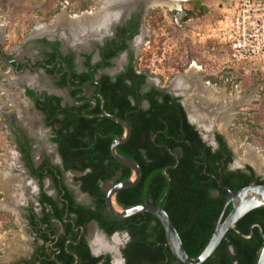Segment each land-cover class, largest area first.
<instances>
[{
  "label": "trees",
  "instance_id": "trees-1",
  "mask_svg": "<svg viewBox=\"0 0 264 264\" xmlns=\"http://www.w3.org/2000/svg\"><path fill=\"white\" fill-rule=\"evenodd\" d=\"M85 8L86 4L83 3L78 11ZM202 14L203 9L197 7L196 15ZM189 16L190 13H186L184 20ZM167 18L173 20V13L165 8L157 7L146 12V24L156 33L155 42L135 61L137 70L132 66L128 67L116 75L114 80L102 76L99 80L100 95L104 100V110L124 119L131 127L130 138L117 147V153L135 161L141 170V179L135 187L118 192V203L123 207L138 204L157 205L167 189V179L162 170L168 166L173 167L166 170L170 186L161 206L178 232L184 250L190 257L195 258L207 244L225 199V192L205 174L214 175L232 192L250 183L264 184V181L255 177L249 167L248 174L240 171L226 172L225 164L231 159H224V165H221V159H218L225 151L220 136H217L220 150L212 153L210 147L205 146L197 131L188 123L176 98L161 93L154 87L142 89L146 73L159 70L160 77L166 79L172 74V69L181 66V59H184V49L176 50L174 55L166 51L169 40L161 29L164 28ZM41 42L54 45L55 48L59 46L58 41L50 43L42 39ZM115 42L114 39L108 41L106 46L109 47ZM117 49H108L105 58L115 56ZM56 53L57 51L51 53V57ZM26 95L33 101L34 107L44 115L45 124L52 129L53 137L50 140L57 145L64 169L85 172L74 180L79 182L80 189L90 196V205L77 204L68 191L64 195L68 202V214L75 216V225L85 227L89 222H95L107 236L115 232L126 233L129 240L120 249L125 264H180L165 245L163 229L154 215L140 213L120 219L109 215L105 209L106 190L100 184L110 182L114 185L130 176V170L118 164L109 151L112 140L122 135V128L106 118L84 117L74 107L62 108L58 97L45 93L37 96L29 89L26 90ZM143 101L147 102L146 108L141 107ZM84 115L92 114L86 112ZM19 148L24 158L30 159L27 145L19 144ZM178 152L180 155L176 162L172 154ZM197 156L205 159H192ZM36 177L39 178L41 187L42 176L36 173ZM211 190L216 191L215 196L211 194ZM40 202L49 207V212L43 211L42 218L38 220L31 212L28 219L36 234L48 241V237L35 226L45 225L47 230L54 234L56 230L52 220H60L64 208H59L57 201L43 192ZM194 220L207 223L202 226L188 225ZM253 224H259L264 233V207L248 212L236 223V228L247 236L249 227ZM8 227H12L11 223L5 226ZM63 229L64 234L55 245L61 250L65 236L72 234L71 225H63ZM72 235L74 239V234ZM262 245L263 240L257 227L252 228V236L249 239H243L235 232L228 231L213 255L202 264H256ZM68 250L77 254L78 264H109V256L93 257L90 254L84 238L78 247L69 245ZM36 253L43 256L44 248H38ZM57 259L63 264H71L74 261L63 251ZM41 264L51 263L43 260Z\"/></svg>",
  "mask_w": 264,
  "mask_h": 264
},
{
  "label": "flooded vegetation",
  "instance_id": "flooded-vegetation-1",
  "mask_svg": "<svg viewBox=\"0 0 264 264\" xmlns=\"http://www.w3.org/2000/svg\"><path fill=\"white\" fill-rule=\"evenodd\" d=\"M162 7L168 8L166 6ZM146 12L143 13L140 6L134 7L125 19L110 28L109 37L104 38L100 43L92 38V34H89V39L86 44L84 43L81 44V46L72 47L71 44L65 43L64 39L54 36L51 37L50 34H45L43 32L41 33L42 35H38L39 37L37 36L36 38L30 39V43L28 42L26 46L27 48H24V50L21 49L19 55H7L3 52L1 45L2 40H0V61L8 67H11L13 73L20 77L23 90L22 95L29 102L33 111L40 115L41 127L47 131L46 140L48 149L51 150V154L56 158L51 159L46 153L47 148L44 147L45 145H42V147H35L39 159H34L31 137L26 131L27 129H13L15 144L20 154L21 159L19 160L23 168V173L26 175L27 181H32L34 184L33 191H30V199L25 202V205L21 203L20 207H16V210L20 212V217L25 223L31 239V248L29 252L25 257H20L16 264H41L43 260L51 264H63L57 259L62 251L65 255L74 259L73 263H71L74 264V255L77 256V254L74 253V251H69L68 246L78 247L82 238H84L88 250L93 257L107 255L109 256V264H113V260L116 259L109 248L95 249L92 244V238L94 235H98L101 240L107 244V241L114 235H123L124 232H115L111 236H107L98 228L95 222H89L85 227L80 225L76 226L74 222L75 216L68 214V202L64 199V195L67 191L79 205L89 206L92 201L90 196L80 189L79 182L74 180L85 172L80 173L74 170L64 169L63 160L57 152V145L50 140L53 137L52 129L45 124L44 115L34 107L33 101L26 95V90L29 89L34 91L37 96L45 93L48 96L58 97L60 98L59 105L62 108L74 107L80 111L82 116H84L86 112L92 114L89 116L99 115L102 101L96 97V94L100 95V78L102 76H108L111 80H114L116 75L124 72L131 66L137 70L135 61L137 60L138 54L143 50L141 45L144 44L146 46V43L148 45L150 44V38L148 37L147 40L143 36V34H145L143 27L146 25ZM148 31H150V29ZM42 39L50 43L58 41L59 46L55 48L54 45L42 43ZM113 39L116 40V42L107 47L106 43ZM73 41L75 42V40ZM28 45L31 46L28 47ZM108 49L112 51L117 49L116 55L111 58H105V53ZM137 50L139 51L136 54ZM56 51V55L51 57L50 54ZM209 51H213V49L208 50V52ZM192 64L193 65H191V63H185L181 64V66H177L176 69H172V74L169 78L167 77L168 80L164 86H161V80L158 82L160 85H156V82L150 81L148 72L146 73L147 76L142 89L146 90L148 87H154L159 92L176 98L185 112L188 123L194 127V130L197 131L202 142L206 147H210L212 153L220 150V142L217 139V136H220L225 151L218 159H221V165H224V159H231L229 163L227 162L225 164L224 169L226 172L240 171L248 174L247 167H249L255 177L264 181V178L257 176L255 169L249 163L235 161L236 157L224 135L225 130L229 128V123L236 120V118H231L226 126L227 116L229 114H231V116L242 115V112L239 111L243 106V104H241V98L245 93L241 76L242 69H237L226 64V59H200L196 62L192 61ZM257 94L259 93L256 91L254 95L256 96ZM229 95H233L234 98ZM226 97L228 99L227 103ZM93 101H95V104ZM141 107L146 108L147 102L143 101ZM190 113L191 115H189ZM24 143L29 148L30 159H25L24 154L19 148V144ZM174 155L178 159L180 152ZM192 159L205 158L197 156ZM218 172H221V167L218 169ZM36 173L42 176L41 187ZM205 175L208 179L217 183L214 175ZM68 179L76 184V189H71L69 187L67 183ZM105 184H109L110 187L112 186L110 182L101 183L100 186L104 188ZM225 187L228 188L227 186ZM42 192L47 197L56 200L59 208H64L61 219L52 220V224L56 230L54 234H51L45 225L39 224L35 226V228L40 229L42 234L48 237V241H44L41 236L36 234L34 229L31 228L28 219L31 212L36 216L37 220L42 218L43 211L49 212V207L42 205L40 202ZM210 192L213 196L216 195V191L211 190ZM11 205L12 204L6 203L2 208L6 211ZM90 208L93 209V206ZM229 209L230 206L227 207L226 213ZM206 223V221L199 222L194 220L188 225L202 226ZM63 225H71V233L74 234V239L72 238V234H67L61 250L60 247L55 245L59 237L64 234ZM91 225L96 231V234L92 237H90L88 233L89 226ZM128 240L129 237L122 244L121 248L124 247ZM70 241H72V243ZM110 245H114L116 248V243H111ZM40 247L44 248L43 256L36 253L37 249ZM76 264H78V261Z\"/></svg>",
  "mask_w": 264,
  "mask_h": 264
},
{
  "label": "rangeland",
  "instance_id": "rangeland-1",
  "mask_svg": "<svg viewBox=\"0 0 264 264\" xmlns=\"http://www.w3.org/2000/svg\"><path fill=\"white\" fill-rule=\"evenodd\" d=\"M87 1H91V3ZM97 1L0 0V40H2L3 52L19 55L21 49L27 48L30 39L42 35L43 32L50 34L51 37L64 39L65 43L71 44L72 47L86 44L89 38H82V41L79 42L78 38L65 36V28L59 26L55 19L60 15L71 17L83 12H96L99 8ZM236 1L186 0L179 3L175 9L165 8L173 13V20L167 18L164 28L161 29V32L166 34L169 40L166 51L174 55L176 50L184 49V59H181V64L191 63L193 65L192 61L196 62L200 59L227 60V53H224L214 41H199L197 34L202 33L209 25L218 20L223 7L230 9ZM83 3L86 4V8L78 11ZM197 7L203 9L201 16L196 15ZM188 12L190 13L189 18L184 20ZM143 29L145 32L143 36L147 40L148 37L150 38V44L146 43V46L142 44V52L152 46L156 37V33L148 31L150 28L147 24ZM210 49L213 51L208 52ZM232 67L242 69L241 76L245 93L241 98L243 106L239 109L242 115L231 116L236 120L229 123V128L225 130L224 135L236 157L235 161L251 164L257 176L264 178V173L258 171L256 162L254 163L249 158L250 154L243 148L248 145L254 150L253 157L259 155L261 159H264V70L255 65ZM148 77L150 81L156 82V85L161 80V86L166 85L168 80L160 77L159 70L149 72ZM22 91L20 77L13 73L11 67L0 61V264H16L18 259L25 257L31 248L30 234L16 207H20L21 203L25 205V202L30 199V191H33L34 184L32 181H27L26 175L23 173L19 160L21 158L14 145L13 129H27L26 131L31 137L34 159H39L35 147H42V145L47 147V155L51 159H56L48 149L47 131L41 127V117L33 111L29 102L23 97ZM256 91L259 94L255 96ZM229 96L234 98L233 95ZM249 96L253 97L252 100H248ZM67 183L71 189H76V184L72 180L68 179ZM109 187V184L104 185L106 190ZM6 203L12 205L4 211L2 206ZM9 223L12 227L5 228ZM88 233L90 237L96 234L92 225L89 226ZM125 240L122 234H117L109 239L107 244L116 243V247L118 244L120 249Z\"/></svg>",
  "mask_w": 264,
  "mask_h": 264
},
{
  "label": "water",
  "instance_id": "water-1",
  "mask_svg": "<svg viewBox=\"0 0 264 264\" xmlns=\"http://www.w3.org/2000/svg\"><path fill=\"white\" fill-rule=\"evenodd\" d=\"M119 1L120 2H117L114 6H111L110 3L108 4L110 5L106 13V16L108 18L107 17L106 19L103 18L104 21L103 24L99 26L100 28H92L93 26H90L89 28L88 25V27L84 29L85 31L80 34V32L74 33L73 30L71 32L69 29L63 27L65 28L64 29L66 33L65 36L69 38H76V39L78 38L77 41L81 42L82 38L87 39L89 34H92L91 35L92 38H94V40L100 43V41H102L104 38L109 37L110 28L119 24L123 19H125L128 16L129 12L134 7L140 6L143 13H145L150 9L159 7L154 5L155 2L165 1V0H119ZM113 7L116 9L115 11H113ZM115 12L117 13L115 14ZM96 97L102 101L100 114L96 116L84 115V117L106 118L116 123L122 128L123 130L122 135L112 140V142L110 143L109 151L111 157L118 164L130 170V176L128 179L112 185L105 193L104 202H105L106 211L109 215L120 219L129 218L140 213H150L154 215L159 220L160 225L163 229V233L166 240L165 245L169 248L171 255L180 264H202L213 255L216 248L218 247V245L220 244L223 237L228 231L235 232L236 234L240 235L243 239H249L252 236V228L257 227L258 232L263 240V245L259 250L256 264H264V233L262 231L261 226L259 224L251 225L249 227V234L247 236L244 235L239 230H237L236 228V223L244 215H246L248 212L254 209L264 207V184L250 183L232 192L228 188L223 186L221 181L216 178L218 187L225 192V199L220 214L215 222L213 232L207 244L200 252V254L195 258L190 257L184 250L178 232L173 226L170 217L162 209L161 206L162 201L164 200L165 195L167 194V191L170 186V179L166 170L172 169L173 167L168 166L163 168L162 170L163 175L167 179V189L157 205L138 204L128 207H123L122 205H120L116 198L118 192L135 187L141 179V170L135 161L117 153V147L127 142L128 139L130 138L131 127L124 119L107 113L103 109L104 101L101 98V96L96 94ZM93 103L95 104V101H93ZM172 156L177 162L178 161L177 157L174 154H172ZM228 206H230V209L226 213V209ZM123 235L125 236L126 239H128V235L126 233H123ZM70 242L72 243V241ZM112 255L121 264H124V259L122 257L119 247L115 248V251L113 252ZM74 257H75L74 264H76L78 258L76 255H74Z\"/></svg>",
  "mask_w": 264,
  "mask_h": 264
},
{
  "label": "built area",
  "instance_id": "built-area-1",
  "mask_svg": "<svg viewBox=\"0 0 264 264\" xmlns=\"http://www.w3.org/2000/svg\"><path fill=\"white\" fill-rule=\"evenodd\" d=\"M197 38L214 41L227 53L228 65L264 70V0H237L230 9L223 7L218 20Z\"/></svg>",
  "mask_w": 264,
  "mask_h": 264
},
{
  "label": "bare ground",
  "instance_id": "bare-ground-1",
  "mask_svg": "<svg viewBox=\"0 0 264 264\" xmlns=\"http://www.w3.org/2000/svg\"><path fill=\"white\" fill-rule=\"evenodd\" d=\"M186 0H165V1H157L155 2L154 5L156 6H166L168 8H177L179 3L184 2ZM117 2H120L119 0H98L97 3L99 5V9L96 12H83L80 15H74L71 17H68L66 15L62 16H57L56 17V22H58L57 24H59V26H63L67 29H69L71 32L72 30L74 31V33H79L80 34L82 32H84L85 28L90 26H93L92 28H100L99 26H101L103 24V18L106 19V13L107 10L109 9V6H114ZM110 3V5H108ZM116 9L113 7V11H115ZM117 12H115L116 14ZM108 18V17H107ZM91 28V29H92ZM252 96L248 97V100H252ZM233 114V113H232ZM227 120H226V126L229 123V120L231 118V114H229L227 116ZM207 121V120H206ZM213 121V120H211ZM245 150L248 151V153L250 154V157L254 163L256 162L257 164V169L258 171H261L264 173V159H261V157L259 155H255L254 157L252 156V154L254 153V150L251 149L248 145L243 147ZM252 156V157H251ZM251 165V164H250ZM92 244L95 247V249H100V248H109L112 252L115 251V246L114 245H109L104 243L101 238L98 235H94L92 238ZM114 244V243H113ZM113 264H120V262L116 259L113 260Z\"/></svg>",
  "mask_w": 264,
  "mask_h": 264
},
{
  "label": "crops",
  "instance_id": "crops-1",
  "mask_svg": "<svg viewBox=\"0 0 264 264\" xmlns=\"http://www.w3.org/2000/svg\"><path fill=\"white\" fill-rule=\"evenodd\" d=\"M13 139H14V145H15V148H16L15 137H14ZM46 148H47V147H46ZM16 151H17V148H16ZM17 154L20 155L18 151H17Z\"/></svg>",
  "mask_w": 264,
  "mask_h": 264
}]
</instances>
